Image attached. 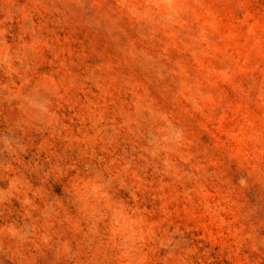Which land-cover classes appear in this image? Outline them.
Here are the masks:
<instances>
[{
    "label": "rangeland",
    "instance_id": "rangeland-1",
    "mask_svg": "<svg viewBox=\"0 0 264 264\" xmlns=\"http://www.w3.org/2000/svg\"><path fill=\"white\" fill-rule=\"evenodd\" d=\"M0 264H264V0H0Z\"/></svg>",
    "mask_w": 264,
    "mask_h": 264
}]
</instances>
